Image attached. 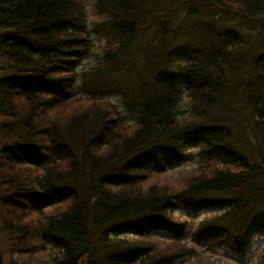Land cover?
Returning <instances> with one entry per match:
<instances>
[{
  "label": "trees",
  "instance_id": "1",
  "mask_svg": "<svg viewBox=\"0 0 264 264\" xmlns=\"http://www.w3.org/2000/svg\"><path fill=\"white\" fill-rule=\"evenodd\" d=\"M92 4L89 28L86 0H0V226L11 250L50 245L47 264H173L196 247L171 239L153 255L150 239L179 237L183 206L210 209L195 241L246 253L264 236V0ZM92 33L102 54L79 72ZM185 157L195 165L181 188L150 181Z\"/></svg>",
  "mask_w": 264,
  "mask_h": 264
},
{
  "label": "rangeland",
  "instance_id": "2",
  "mask_svg": "<svg viewBox=\"0 0 264 264\" xmlns=\"http://www.w3.org/2000/svg\"><path fill=\"white\" fill-rule=\"evenodd\" d=\"M86 16L89 21V28H93V22L99 20V15L95 13L93 9L92 0H86ZM229 17H225V20H228ZM177 20V19H176ZM244 31H252L254 35L257 32V24L254 25L246 23L243 25ZM94 41L93 46L91 48L90 56L85 59L82 66L78 69L79 72L87 71L91 65H95L98 59V56L102 54V47L105 44V38L102 36L100 39L95 37L96 34L92 33ZM1 66V62H0ZM85 91H81L76 88L74 95L81 96ZM115 101V98H110ZM116 102V101H115ZM19 104V102H18ZM178 112L181 113L180 116L187 115V96L184 95L181 104L179 105ZM2 120V119H0ZM3 135L0 132V149L2 147V139ZM6 141V140H5ZM195 165L194 159L183 158L177 159L174 164L167 166L160 175H155L150 179V181L156 182L158 184H166L171 189L181 188L179 181H182L186 178V176L191 173V167ZM33 172V171H32ZM3 196V188L0 186V213L2 212L1 207V197ZM51 209V208H49ZM48 210V209H47ZM210 209H202L198 212H190L180 206L176 208L173 212L174 215L178 216L181 220H186L183 233L181 235L171 236L170 234L159 232L153 240V248L151 251L155 252L161 248L165 247H174L170 244L171 239L175 241L181 242L183 245L187 246L189 251H193L190 246L193 244L196 247V251L191 252L187 256H183L180 259H175L173 264H259L257 257L258 252L264 245V236L258 235L253 238V243L250 249L243 253L242 255L233 254L227 247H215L209 246L208 241L197 242L193 238V233L195 229V225L197 222L202 219ZM122 237L132 238V239H140L138 236L133 234H124ZM49 248L41 249L40 252L36 251L33 253H24V252H13L11 250L10 242L7 240L6 235L2 231L0 226V264H44L50 261V258L55 255L58 250L50 248L51 246L46 245ZM166 249V248H165ZM159 254V253H157ZM139 263V262H138ZM133 264H137L134 262Z\"/></svg>",
  "mask_w": 264,
  "mask_h": 264
}]
</instances>
